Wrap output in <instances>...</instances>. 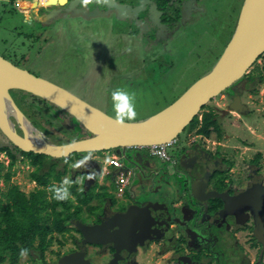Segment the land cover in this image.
<instances>
[{
	"label": "flooded vegetation",
	"instance_id": "flooded-vegetation-1",
	"mask_svg": "<svg viewBox=\"0 0 264 264\" xmlns=\"http://www.w3.org/2000/svg\"><path fill=\"white\" fill-rule=\"evenodd\" d=\"M48 1L49 3L47 0L44 2L40 0V3L38 2L40 6L37 5V0L35 3L33 0L27 2H32L33 7L30 8L38 9L40 12L52 7L66 8L70 3L75 4L77 0H57L53 6L50 0ZM118 1L128 3L131 7L138 5L137 0ZM144 2L146 4L142 6H146L150 12L146 16V13L138 9L137 19L140 22L136 23L134 20L112 17L110 10H107L109 14L104 16L88 17L87 13L79 11L81 4L77 3L73 14H66L42 25L45 28V33H42L44 42L47 45L51 42L48 35H52L57 28L62 33L71 35L73 28H80L79 24L94 26L93 21L98 24L101 20H118L141 28L147 36L153 35L155 41H162V46H167L170 39L178 36L182 25L191 22L189 18L182 24L177 21L178 16L184 13L186 18L201 4L200 0H144ZM82 8L106 11L105 6L96 1ZM224 12H227L225 23H228V20L233 22L236 20L231 18L228 9ZM224 12L221 9L219 11L220 14ZM72 22L73 24L78 22L77 26ZM34 26L40 25L36 23ZM141 35L140 37L144 36ZM118 36L128 37L124 32ZM37 40L41 41L40 38ZM107 51L112 52L105 48L98 53L106 58ZM0 56L19 66L11 57H6L3 53H0ZM32 58L33 55H29V61L26 62L30 72L39 65L35 60L31 61L35 65L31 67L29 62ZM20 60L23 61L24 57ZM95 64L96 61L93 62V65ZM235 91L240 95L242 89L236 88L235 85L231 86L225 92V97L231 98ZM8 92L11 98L17 96L20 102L30 107L28 110L26 108L28 113L21 112L34 127L49 136L51 142L59 143L55 138L57 140L65 136V140L90 136L89 132L68 115H65L67 119L69 117L65 122H61L60 115L53 119V116L56 117L53 114L56 108L50 104H42V98L39 96L18 88H9ZM36 103L42 106L36 107ZM16 105L18 106V103ZM48 108H51L52 118L48 115ZM9 118L15 123V132L22 136L23 131L14 117L10 115ZM214 118L218 124L217 130L212 129L207 135L198 134L196 131L193 135L190 132L186 135L184 131L189 129L184 130L183 139L180 136L175 139L173 146L167 149L168 157L165 159L151 155L146 148L126 149L125 159L123 154L110 152L112 149L75 153L76 156L72 155L67 160L52 158L20 149L0 131V199L6 200L9 189L14 187L27 198L33 193L43 191V196L49 199L52 190L61 187L62 181L66 178L71 181L68 188L71 195L67 199L71 206L69 212L63 214L65 218L63 231L52 232V244L55 248L51 249V253H48L51 246L42 253L34 251L33 253L38 254L36 259L33 255L29 257L26 254L28 261L32 264H61L66 256L73 253L77 255L75 258L81 264H85L82 257L90 264H108L110 261H113V264H264V161L260 162L262 154L256 150L257 147L252 148V145L242 138L235 145H228L236 135L232 132L227 134L218 116L215 115ZM43 120L49 122L50 130L44 126L46 124ZM169 149L171 153L168 152ZM128 152L132 154V160L127 156ZM112 155L120 157V166L105 163V157L110 159ZM86 156L89 159L84 166L73 167ZM89 160L100 162L99 173H96L98 168L89 163ZM106 166L113 169L111 180L120 185L119 187L117 185L118 191L115 196L109 195L108 184L103 179L104 175L108 174ZM21 174L26 176V181H16L17 175ZM90 174H95L94 180L88 178ZM119 175L123 176L124 182L119 181ZM133 178L136 180L131 184ZM146 190L155 192L152 197L162 198L161 228L157 227L152 231L142 225L137 226L135 231L122 230L119 234L121 240H118L126 249L117 252L113 249L112 243L83 242L78 223L89 226L105 224L106 231L109 232L111 226L116 228L124 221L125 207L131 203L130 197H135ZM151 196L147 198L150 200ZM182 204L185 220H179L178 217L175 219L173 210L176 211ZM19 261L20 259L18 264Z\"/></svg>",
	"mask_w": 264,
	"mask_h": 264
},
{
	"label": "rangeland",
	"instance_id": "rangeland-1",
	"mask_svg": "<svg viewBox=\"0 0 264 264\" xmlns=\"http://www.w3.org/2000/svg\"><path fill=\"white\" fill-rule=\"evenodd\" d=\"M55 1L57 2V0ZM47 3H49L48 0ZM200 3L198 9L188 14L186 18H184V13L180 14V17L178 16L177 21L182 24L189 18L191 22L182 25L178 36L170 39L167 46H162V41H155L153 35L147 36L141 28L138 29L129 23L118 22V20H114L116 22L101 20L98 24L93 21L92 25L94 26L79 24L80 28H73L70 32L71 35L62 33L57 28L52 32V35H48L51 41L48 46L44 42L42 34L45 33V28L41 25L34 26L37 23L35 21L31 25V21L34 20L32 14L27 19L22 16L23 10L16 3L11 5L5 2L0 4V53L11 57L14 62L24 68H27L26 62L29 61V55H33L34 58L29 62L30 66L34 65V62L31 61L35 60L40 66L34 67V65L32 73L47 78L70 92L74 93L75 91V94L86 99L112 120H114L115 113L111 93L117 88L124 89L135 95V110L137 112L135 120H141L171 103L196 79L209 72L233 33L236 25L234 22H237L243 0H200ZM32 5L33 3H28L27 6L33 7ZM220 9L223 12L228 9L231 18H236V20L234 19V22L228 20V23H225L227 12L220 14ZM35 10L38 11V13L35 12V15L42 12H39L38 9ZM42 17L43 15H41ZM75 24L77 26L78 22ZM122 32L128 37H119L118 34ZM88 34L92 36L90 37ZM35 37L40 38L41 41L36 40ZM105 48L113 52L107 51L106 58L98 53ZM117 52L119 53L115 54ZM22 57H24L23 61L20 60ZM95 61L96 64L93 65ZM263 68L264 54L249 69L251 73L248 72L244 75L249 76L254 73V80L247 81L243 76L244 78L242 77L234 84L236 88L242 89L240 96L245 107L241 114L228 108L230 99L225 97V92L230 88L211 99L206 106L218 116L227 134L232 132L236 135L228 145H235L241 138L246 140L249 145H252V148L253 146L257 147L256 150L261 152L260 162L264 161ZM258 72L262 77L258 75ZM255 89V92H251ZM12 99L15 100H13L14 103H18L20 108L17 107L19 110L21 109L20 111L28 113L26 111V108L30 109L28 105L26 107L17 96H13ZM41 101H43L42 104L53 105L44 99ZM36 105L42 106L40 103H36ZM55 108L56 111H53V114L56 117L53 116V119L58 118L59 115L61 122L69 119L57 107ZM48 112L49 117L52 118L51 108H48ZM240 115L241 118H239ZM43 121L46 124L44 126L50 130L49 122ZM184 132L186 135L188 132L193 135L195 129ZM184 132L179 135L181 139H183ZM65 137H60L57 140L55 138V141L61 142L66 139ZM115 151L112 149L110 152ZM168 152L171 153L170 149ZM251 152L254 153V150ZM72 155L63 158L67 160ZM127 156L132 160L130 152ZM106 160L107 157H105ZM106 169L108 174H105L103 179L108 184L107 192L109 190V195L115 196L120 185L111 180L112 167L106 166ZM16 178V181L19 182L27 180L26 176L22 174L17 175ZM135 180L133 178L131 184H134ZM91 208L89 207V209ZM53 248H55L54 244L51 245L48 253H51ZM36 254L33 255L35 259L38 257ZM27 258L26 254L22 255L19 263L32 264Z\"/></svg>",
	"mask_w": 264,
	"mask_h": 264
},
{
	"label": "water",
	"instance_id": "water-1",
	"mask_svg": "<svg viewBox=\"0 0 264 264\" xmlns=\"http://www.w3.org/2000/svg\"><path fill=\"white\" fill-rule=\"evenodd\" d=\"M93 1L97 2V0ZM38 2L40 3V0H37L36 3ZM50 3L53 6L56 1L50 0ZM77 3L81 4L79 11L87 13L86 16L88 17L104 16V14H109L107 10H110L112 17L121 20H134L135 23L140 22L137 19L138 9L146 13V16L150 12L146 6H142V4H146L144 0H137L138 5L135 7L118 0H99V3L105 6L106 11L83 9L82 7L85 5L82 0H77L75 4L70 3L66 8L52 7L36 15L35 12L38 13V11L32 9L33 21L42 26L45 22L55 21L58 17L66 14H73L75 12L74 6L78 5ZM41 15H43L42 18ZM262 54H264V0H243L233 33L209 72L196 79L181 95L159 111L145 119L126 122L124 127L117 126L114 120L73 92L47 78L35 75L27 68L12 64L0 56V131L20 149L44 154L52 158L68 157L75 153L115 149L117 153L123 154V159H125L124 152L126 149L141 150L151 145L175 140L192 119L200 113L203 106L238 82L249 72V69ZM9 88L23 89L49 101L55 107L72 116L81 128L90 133V136L68 139L64 143L47 142L42 137L41 142L34 141L31 137L33 132L43 133L34 127L19 110L8 92ZM229 99L228 106L231 110L238 112L243 110L245 105L236 91L232 93ZM7 102L22 118L18 119L12 115L23 131L22 136L15 132V123L10 120V116L4 114V104ZM22 120L25 121V126ZM89 163L98 168L96 173L100 172L99 161L89 160ZM91 175V179L94 180L95 174ZM154 193L146 190V192L135 197H130L131 203L125 207L124 221L116 228L111 226L109 232L106 231L105 224L89 226L78 223L83 242L112 243L113 249L117 252L123 248L126 249V246L119 242L121 240L119 234L122 230L126 232L135 231L137 226L142 227V225L149 227L152 231L156 230L157 227L161 228L160 206L163 201L161 197H152L151 195ZM149 195L151 196L150 200L147 198ZM182 207L183 204L176 211L173 210L175 219L178 217L179 220H185ZM76 256L73 253L66 256L61 264H70L71 262L81 264L76 260ZM82 261L85 264H90L83 257ZM108 264H113V261Z\"/></svg>",
	"mask_w": 264,
	"mask_h": 264
},
{
	"label": "trees",
	"instance_id": "trees-1",
	"mask_svg": "<svg viewBox=\"0 0 264 264\" xmlns=\"http://www.w3.org/2000/svg\"><path fill=\"white\" fill-rule=\"evenodd\" d=\"M258 75L262 77L259 72ZM244 77L247 81H253L255 74ZM255 91L256 89L251 92ZM206 106L202 107V112L184 130L195 129L196 133L207 135L212 129H218L214 111ZM61 111L77 123L72 116ZM64 142L66 140L59 143ZM7 195L6 200L0 199V264H18L23 250H27L26 254L31 257L34 251L42 253L51 246L52 232L63 231V214L69 212L71 202L55 199V190H52L49 199L43 196V191L33 193L27 198L15 187L10 188Z\"/></svg>",
	"mask_w": 264,
	"mask_h": 264
},
{
	"label": "clouds",
	"instance_id": "clouds-1",
	"mask_svg": "<svg viewBox=\"0 0 264 264\" xmlns=\"http://www.w3.org/2000/svg\"><path fill=\"white\" fill-rule=\"evenodd\" d=\"M93 0H82L84 5H88L92 3ZM99 2V0H97ZM112 104H113V111L115 113L114 122L117 126L124 127L126 126V122H132L137 117V112L135 110V95L130 94L129 92L125 91L124 89L117 88L112 91L111 93ZM89 159L88 156L84 157L82 160L78 161L73 165V167H81L84 166ZM106 164L114 163L111 159H107L105 161ZM89 179L92 178L90 174ZM71 185V181L69 179H65L62 181L61 187L55 190L56 195L55 199L57 200H67L70 197V192L68 188ZM27 250L22 251V255L26 254Z\"/></svg>",
	"mask_w": 264,
	"mask_h": 264
},
{
	"label": "built area",
	"instance_id": "built-area-1",
	"mask_svg": "<svg viewBox=\"0 0 264 264\" xmlns=\"http://www.w3.org/2000/svg\"><path fill=\"white\" fill-rule=\"evenodd\" d=\"M175 143V140H172L170 142L157 144V145H151L148 147H145L153 156H157L159 158L165 159L167 158V149ZM114 163H110L112 166H120V157L117 155H112L110 158ZM119 181L124 182V178L122 175H119Z\"/></svg>",
	"mask_w": 264,
	"mask_h": 264
},
{
	"label": "bare ground",
	"instance_id": "bare-ground-1",
	"mask_svg": "<svg viewBox=\"0 0 264 264\" xmlns=\"http://www.w3.org/2000/svg\"><path fill=\"white\" fill-rule=\"evenodd\" d=\"M41 2H43V1L41 0ZM4 105H5V107H4V114L5 115H7V116L15 115L16 117H18V119H22L21 117L18 116V113L11 107V105L8 102L5 103ZM22 121H23V125L25 126L26 125L25 121L24 120H22ZM31 137L34 141H38V142H41L42 138H44L47 142L51 141L49 139L50 138L49 136H46L44 134H40L39 132H33Z\"/></svg>",
	"mask_w": 264,
	"mask_h": 264
},
{
	"label": "crops",
	"instance_id": "crops-1",
	"mask_svg": "<svg viewBox=\"0 0 264 264\" xmlns=\"http://www.w3.org/2000/svg\"><path fill=\"white\" fill-rule=\"evenodd\" d=\"M27 1L28 0H0V4H3V3L6 2L7 4L10 3L12 5V4L16 3L21 8V10H23L22 11V13H23L22 16H24V17H30V14H32V8H30L29 6H27L28 5L27 3H29ZM35 1L36 0H33L34 3H35ZM27 10H28V12H27ZM31 25H33V24H31ZM37 35H39V34L37 33ZM35 39L37 40V38H35ZM36 40H35V42H36Z\"/></svg>",
	"mask_w": 264,
	"mask_h": 264
}]
</instances>
